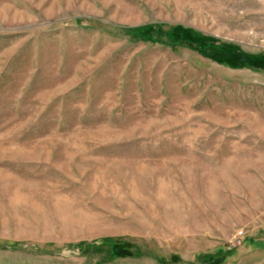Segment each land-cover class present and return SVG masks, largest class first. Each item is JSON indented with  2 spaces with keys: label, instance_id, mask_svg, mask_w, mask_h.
<instances>
[{
  "label": "rangeland",
  "instance_id": "rangeland-1",
  "mask_svg": "<svg viewBox=\"0 0 264 264\" xmlns=\"http://www.w3.org/2000/svg\"><path fill=\"white\" fill-rule=\"evenodd\" d=\"M222 51L264 61V0H0V264H264V66Z\"/></svg>",
  "mask_w": 264,
  "mask_h": 264
},
{
  "label": "trees",
  "instance_id": "trees-1",
  "mask_svg": "<svg viewBox=\"0 0 264 264\" xmlns=\"http://www.w3.org/2000/svg\"><path fill=\"white\" fill-rule=\"evenodd\" d=\"M151 27V33H153L152 31L156 32V36H151L155 39H157V32L159 27L161 26V24H151L149 25ZM159 34V33H158ZM212 57H214V59H216L219 62H226L230 65H251V66H259V67H263L264 66V61H256L254 59L249 58L248 56H244L241 54H237V53H231L228 51H222L219 52L217 54H212ZM225 255V252L222 250H219L216 253L213 254H205L202 255L200 257V259L202 260H207L210 262H215L218 260H221V258Z\"/></svg>",
  "mask_w": 264,
  "mask_h": 264
}]
</instances>
